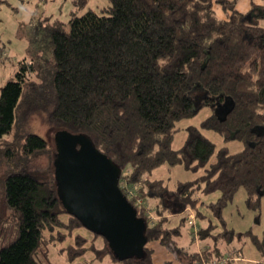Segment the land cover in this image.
<instances>
[{
  "label": "trees",
  "instance_id": "16d2710c",
  "mask_svg": "<svg viewBox=\"0 0 264 264\" xmlns=\"http://www.w3.org/2000/svg\"><path fill=\"white\" fill-rule=\"evenodd\" d=\"M72 3L84 9L88 0ZM237 3L108 0L100 11L80 14L74 9L68 24L58 20L49 26L53 55L46 67L51 79H31L38 74V64L24 59L15 79L1 88L0 160L10 169L0 201V264H55L51 252L56 247L67 264H86L76 259L87 252H93V261L108 256L114 264H157L149 243L160 241L170 247L183 226L169 228L168 215L199 201L213 215L207 217L196 208L208 222L200 228L202 238H217L209 234L218 225L222 229L217 239L230 242L237 235L249 236L260 253L256 264H264V238L252 228L240 233L229 228L223 214L241 188L257 218L264 200V26L260 24L264 6L253 2L249 11L241 12ZM25 89V114L40 113L57 130L89 136L121 167L119 185L148 226L141 256L118 260L106 238L67 212L52 166L46 179L23 168L22 159L51 148L35 133L23 141L6 137ZM227 98L234 106L226 116L213 112L198 126H179L203 107ZM183 129L186 140L174 148L176 134ZM204 130L219 134L224 144L239 141L243 148L231 152L227 145L219 147ZM163 165L202 173L179 181L173 190L164 179L150 178ZM136 184L140 188L132 197L126 188ZM215 193H219L216 200L204 199ZM150 196L158 201L152 204ZM166 196L171 203L164 201ZM137 199L143 200L141 207L136 206ZM175 205L179 207L172 211ZM152 212L156 220L151 219ZM97 238L105 241L101 248L95 244ZM172 251L189 257L184 264L201 261L186 247L174 245Z\"/></svg>",
  "mask_w": 264,
  "mask_h": 264
},
{
  "label": "rangeland",
  "instance_id": "374dc122",
  "mask_svg": "<svg viewBox=\"0 0 264 264\" xmlns=\"http://www.w3.org/2000/svg\"><path fill=\"white\" fill-rule=\"evenodd\" d=\"M244 4V1L241 0L240 7H243ZM107 5L108 0H88L87 6L84 9H78L73 5L71 0H0V96L1 88L8 81L15 79L16 72L20 67V61L24 59L28 61L34 59L38 64V74H33L31 79L38 82H45L51 79V71L46 67V61L52 59L53 55V45L50 42L51 36L49 33V26L51 24L58 20L67 22L68 24L74 9L76 11L79 10L78 12L83 14L88 9L102 10ZM260 24L264 26V18H262ZM26 93L27 89L24 90L20 105L17 108V117L13 128L6 137L9 140L14 137H20L23 141L27 135L35 133L47 139L51 147L49 151L40 152L34 157L22 159L24 169L38 176L40 179H46L48 178L51 166L52 172L56 176L55 160L58 154L56 133L60 130L50 126L45 117L40 113L32 115L24 113L23 101ZM215 108L216 106H205L194 117L180 122L179 126L182 128H186L190 124L198 126L205 118L215 112ZM204 133L216 142L219 147L227 145L231 152H237L243 148V144L239 141H230L224 144V140L219 134L210 130H204ZM186 137L187 131L184 129L180 130L173 141V147H181ZM214 158L216 159V156ZM9 169L10 166L0 160V201L4 189L3 181ZM200 173H202V170L193 172L182 166L171 167L163 165L154 174H157L156 179H164L169 188L174 190L179 181L194 179ZM150 178L154 179L151 176ZM135 186L140 185L136 184ZM136 188L139 189L140 187ZM218 194L206 196L207 198L203 196L205 200L214 201L216 200L214 197ZM148 198L152 204L158 201L156 197L150 196ZM164 201L167 204L171 203V200L167 196L164 198ZM147 206L149 207V204ZM152 206L154 208V205ZM174 207L177 209L179 206L175 205L171 207L172 211L175 210ZM197 207L201 208L207 217L209 215L213 216L209 208L204 205L202 206L200 201L195 207L188 205L184 211L180 210L168 215L170 222H167L166 225L169 228L182 225V233L175 237V241L170 244V247L162 244L160 241L149 243V247L154 249L153 258L156 263L162 264L166 259L169 260V258H173L170 260L173 262L172 264H184V261L188 262L189 257H184L183 254L177 256L172 251L174 245H178L179 247L185 246L189 251H196V255L199 254L201 256V261L198 264H228L231 262L233 264H256L258 262L260 253L249 236L237 235L230 242L225 239H217L221 237L219 231L222 229L218 225L217 227H211V233L209 234L210 237L216 236L217 238H202L200 228L207 227L208 222L207 218L203 219L198 216ZM1 209L4 215L8 214L4 204L1 206ZM260 213V217L257 218L255 211L248 208L246 204V192L243 188L238 191L234 200L228 204L223 212L229 228H233L239 233L252 228L256 234L264 238V200ZM151 216H153L152 220L158 218L154 212L151 213ZM213 222L218 223V220L213 217ZM87 234L90 239L94 238L92 233ZM56 235L59 236L60 233ZM95 242L96 246L100 248L105 243L102 238H97ZM88 245H90V242ZM57 249L59 247L53 248L51 252L53 262L55 264H67L66 256L59 253ZM207 250H210L207 252L209 257L205 254ZM160 251H163L164 254ZM93 256V252H87L83 257L76 259V262L114 264L108 256L103 261H93Z\"/></svg>",
  "mask_w": 264,
  "mask_h": 264
},
{
  "label": "water",
  "instance_id": "95a60500",
  "mask_svg": "<svg viewBox=\"0 0 264 264\" xmlns=\"http://www.w3.org/2000/svg\"><path fill=\"white\" fill-rule=\"evenodd\" d=\"M215 106L216 114L224 117L234 102L227 98ZM56 141L55 181L67 212L106 238L118 260L141 256L148 226L119 185L121 167L89 136L60 130Z\"/></svg>",
  "mask_w": 264,
  "mask_h": 264
},
{
  "label": "crops",
  "instance_id": "0c3cea01",
  "mask_svg": "<svg viewBox=\"0 0 264 264\" xmlns=\"http://www.w3.org/2000/svg\"><path fill=\"white\" fill-rule=\"evenodd\" d=\"M240 1L241 0H238V3H237V8H238V10H240L241 12H247V11H249L250 9H251V6H252V3L254 2V3H256L257 5H262V6H264V0H248L247 2H246V0H243L244 1V6L243 7H240ZM71 2H72V0H71ZM55 3V2H54ZM92 9V8H91ZM96 11H100L99 9H97ZM179 148V147H178ZM161 168V167H160ZM160 168H158V169H160ZM158 169H156L152 174H151V177H153L154 179H156V175L157 174H154L156 171H158ZM208 197V196H207ZM206 197V198H207ZM218 197V195L217 196H215L214 197V199L215 198H217ZM212 200V199H211ZM210 201V200H209ZM182 247H185V246H182ZM160 252H162L163 254H164V252L163 251H160ZM162 257H164V256H162ZM173 258H169V260H172ZM168 259H166L165 261H167ZM164 261V262H165ZM157 264H159V263H157Z\"/></svg>",
  "mask_w": 264,
  "mask_h": 264
},
{
  "label": "built area",
  "instance_id": "2783aa9c",
  "mask_svg": "<svg viewBox=\"0 0 264 264\" xmlns=\"http://www.w3.org/2000/svg\"><path fill=\"white\" fill-rule=\"evenodd\" d=\"M2 51H3V50H2ZM0 52H1V50H0ZM0 60H1V56H0ZM136 187L139 188L140 186H135V187H133V188H126L127 193H128L130 196L134 197V196L136 195L137 190H138ZM124 188H125V184H124ZM135 203H136V206H137V207H141L142 204H143V200H142V199H137ZM151 218H153V216H151Z\"/></svg>",
  "mask_w": 264,
  "mask_h": 264
}]
</instances>
